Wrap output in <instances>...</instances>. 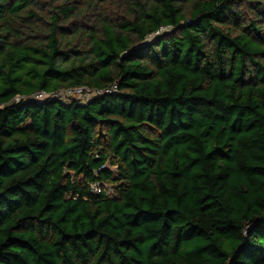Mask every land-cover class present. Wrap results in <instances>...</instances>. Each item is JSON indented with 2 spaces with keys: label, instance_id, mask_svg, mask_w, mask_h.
<instances>
[{
  "label": "trees",
  "instance_id": "1",
  "mask_svg": "<svg viewBox=\"0 0 264 264\" xmlns=\"http://www.w3.org/2000/svg\"><path fill=\"white\" fill-rule=\"evenodd\" d=\"M0 264H264V0H0Z\"/></svg>",
  "mask_w": 264,
  "mask_h": 264
},
{
  "label": "built area",
  "instance_id": "2",
  "mask_svg": "<svg viewBox=\"0 0 264 264\" xmlns=\"http://www.w3.org/2000/svg\"><path fill=\"white\" fill-rule=\"evenodd\" d=\"M167 27H161L159 30H157L154 35L160 34L162 31L166 30ZM117 91V86L116 84H111L106 87L102 88H91L85 85L81 86H74V87H69L62 89L60 91L56 92H45V91H40L37 92L35 95H33L34 99L37 100H44L47 98H59L63 100H76L78 103H88L90 102L93 98L103 95L105 93H110V92H116ZM16 100L18 101L19 98L16 97ZM92 188L95 191H98L99 188L96 185H93Z\"/></svg>",
  "mask_w": 264,
  "mask_h": 264
}]
</instances>
